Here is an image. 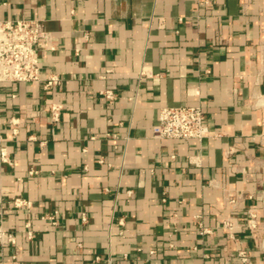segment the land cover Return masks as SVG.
Returning a JSON list of instances; mask_svg holds the SVG:
<instances>
[{"label": "crops", "instance_id": "obj_1", "mask_svg": "<svg viewBox=\"0 0 264 264\" xmlns=\"http://www.w3.org/2000/svg\"><path fill=\"white\" fill-rule=\"evenodd\" d=\"M29 18L55 48L40 82L0 83V219L17 238L0 264H242L238 248L264 264V0H0V20ZM50 73L62 83L45 90ZM181 104L210 137L159 138L160 110Z\"/></svg>", "mask_w": 264, "mask_h": 264}, {"label": "built area", "instance_id": "obj_2", "mask_svg": "<svg viewBox=\"0 0 264 264\" xmlns=\"http://www.w3.org/2000/svg\"><path fill=\"white\" fill-rule=\"evenodd\" d=\"M51 32H49L41 20L35 18L29 19H8L0 20V83H38L42 80L41 56L40 52L53 50ZM262 60L264 61V51H262ZM147 72L142 71L141 75ZM62 83L61 78L55 74H47L43 83V88L48 90ZM106 98L114 99L113 90L101 92ZM64 106L62 103H50L48 111L51 121L57 123L62 118ZM10 123L14 134L18 133L19 120L11 118ZM159 138L163 140H196L202 142L205 138L211 136L210 128L207 125L206 116L200 106L194 105H172L162 108L158 115ZM30 138H35L30 136ZM0 137V161L6 164H12L9 152L1 144ZM231 153V150L229 151ZM30 173H33L31 171ZM131 193V191H129ZM225 200L232 206L244 197L250 199L257 198L254 194H233L225 190ZM0 195V202L2 201ZM15 208L31 207L32 202L21 196L13 199ZM3 217V216H1ZM52 224L57 225L58 220L54 215H48ZM2 219V218H1ZM0 219V243L2 245L14 246L17 243L16 235L3 228ZM86 220V216H84ZM224 228L228 229L230 236L234 238V230L238 224L232 218L223 220ZM247 226L252 231H257L261 223L254 210L248 211ZM210 230L203 228V233H209ZM29 238L34 234L31 230L27 232ZM153 252V251H152ZM238 259L242 264L255 263L246 248H238L236 253H230L228 259Z\"/></svg>", "mask_w": 264, "mask_h": 264}]
</instances>
